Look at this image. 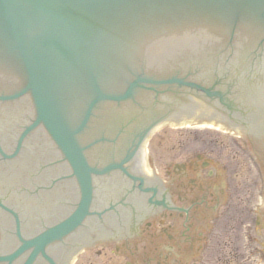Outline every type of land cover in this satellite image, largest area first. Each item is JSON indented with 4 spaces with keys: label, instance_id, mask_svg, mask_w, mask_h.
<instances>
[{
    "label": "flooded vegetation",
    "instance_id": "af4514ba",
    "mask_svg": "<svg viewBox=\"0 0 264 264\" xmlns=\"http://www.w3.org/2000/svg\"><path fill=\"white\" fill-rule=\"evenodd\" d=\"M237 171L195 137L194 152L157 177L139 186L123 180L122 191L134 196L130 204L87 223V237L82 228L68 243L50 244L31 264H70L63 247L82 243L94 248L97 264H263L264 190L257 174ZM13 238L12 221L0 215V264L26 261L28 252L12 256Z\"/></svg>",
    "mask_w": 264,
    "mask_h": 264
},
{
    "label": "water",
    "instance_id": "95a60500",
    "mask_svg": "<svg viewBox=\"0 0 264 264\" xmlns=\"http://www.w3.org/2000/svg\"><path fill=\"white\" fill-rule=\"evenodd\" d=\"M131 1L0 0V10L20 53L25 68L27 88L32 93L38 115L64 152L71 158L77 170L81 168L79 158L50 102L40 73L41 59L37 58V55L44 56L47 69L52 50L61 46L71 47L72 44L75 51L80 50L87 56L95 54L98 52V47H95L96 42H105V39L108 40L111 36L116 39L112 34V27L116 21L123 20L131 13L140 18L143 15L142 12L145 11L144 8H146V13L153 10L155 14L157 10L162 14V17L165 16V19L169 21L175 20L173 16L177 13L185 15L182 16L185 19L194 21V17L199 16L198 10L203 11V9L212 7L211 0H168V5L161 10L158 7L160 0H135L134 3ZM135 2L140 4L137 5ZM131 4L133 9L128 8V5ZM148 25L149 21H146L145 26ZM181 44L183 46L179 44L172 46L164 55H158L159 62L175 55L189 54L187 52L193 49L194 52L197 50L194 42ZM220 46L216 47L218 52L215 55H221ZM37 52L39 53L37 54ZM106 53L107 51L101 52L103 56ZM261 53L263 56L264 48ZM258 77L259 81L255 82L256 88L245 94L242 91L239 92L235 105L238 113H233L234 109L225 111L229 116L234 117L238 121L237 123L248 124L259 131L257 137H264V72ZM15 114L13 113V115ZM10 115L9 113L5 116L3 112H0V123L5 124L6 117ZM15 124L17 123L11 124L12 128ZM245 143L248 146L246 141ZM248 150L250 149L248 148ZM42 151L43 149H39L38 145L32 144L24 149L22 156L24 155L26 160H36V156H41ZM27 167L28 164H24L22 170ZM12 183L14 182L12 181Z\"/></svg>",
    "mask_w": 264,
    "mask_h": 264
},
{
    "label": "rangeland",
    "instance_id": "374dc122",
    "mask_svg": "<svg viewBox=\"0 0 264 264\" xmlns=\"http://www.w3.org/2000/svg\"><path fill=\"white\" fill-rule=\"evenodd\" d=\"M182 130V131H169V130H165V131H161L159 133H157L154 137L153 140L149 146V151L150 153L154 156V158L156 159V167L157 165L171 159V158H177L178 155H176L175 153H171L173 154L172 156L168 153V151H172V152H176L177 148L179 146L183 145V142H189L188 144L191 145L192 143H194V136L197 137H214V136H218L220 137V140L222 141L223 145H229L231 146L228 142H227V138H225L223 134H218L217 132H215L214 130H198V131H194V130ZM243 146H246L245 141L243 142ZM248 148V147H247ZM171 156V157H170ZM83 259L79 260L78 264H88L91 262L95 263V260L92 256H88L87 254L84 255ZM91 259V260H90Z\"/></svg>",
    "mask_w": 264,
    "mask_h": 264
}]
</instances>
